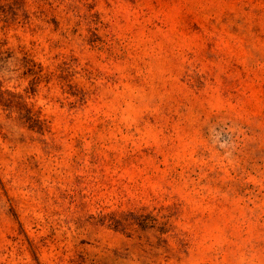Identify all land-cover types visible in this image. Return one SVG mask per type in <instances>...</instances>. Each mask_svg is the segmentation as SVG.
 Listing matches in <instances>:
<instances>
[{
	"label": "rangeland",
	"instance_id": "1",
	"mask_svg": "<svg viewBox=\"0 0 264 264\" xmlns=\"http://www.w3.org/2000/svg\"><path fill=\"white\" fill-rule=\"evenodd\" d=\"M0 264H264V0H0Z\"/></svg>",
	"mask_w": 264,
	"mask_h": 264
}]
</instances>
